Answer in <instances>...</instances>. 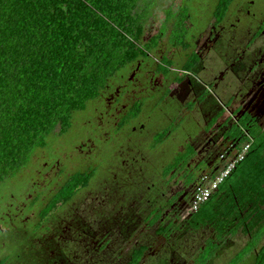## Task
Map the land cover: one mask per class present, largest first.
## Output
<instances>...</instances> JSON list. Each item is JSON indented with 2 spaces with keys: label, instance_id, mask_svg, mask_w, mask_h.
Instances as JSON below:
<instances>
[{
  "label": "flooded vegetation",
  "instance_id": "1",
  "mask_svg": "<svg viewBox=\"0 0 264 264\" xmlns=\"http://www.w3.org/2000/svg\"><path fill=\"white\" fill-rule=\"evenodd\" d=\"M192 4L165 1L154 31L152 11L139 56L81 111L92 116L77 143L51 156L40 149L34 185L44 192L25 198L43 208L32 203L19 222L0 223V261L128 264L131 250L145 245L143 262L149 240L126 254L121 245L157 225L166 235L158 257L188 264L186 251L199 248L195 235L208 227L191 225L197 186L264 132V0ZM74 158L80 168H65ZM76 173L89 181L65 199L61 191Z\"/></svg>",
  "mask_w": 264,
  "mask_h": 264
},
{
  "label": "trees",
  "instance_id": "2",
  "mask_svg": "<svg viewBox=\"0 0 264 264\" xmlns=\"http://www.w3.org/2000/svg\"><path fill=\"white\" fill-rule=\"evenodd\" d=\"M155 6L149 9L148 0H0V183L45 148L57 127L69 130L74 114L139 56ZM259 134L191 218L195 228H213L219 243L239 230L249 235L241 262L255 251L251 264H264V132ZM89 178L76 173L61 196L69 199ZM217 241L209 239L200 255L212 256ZM145 250L134 247L128 264H144Z\"/></svg>",
  "mask_w": 264,
  "mask_h": 264
},
{
  "label": "rangeland",
  "instance_id": "3",
  "mask_svg": "<svg viewBox=\"0 0 264 264\" xmlns=\"http://www.w3.org/2000/svg\"><path fill=\"white\" fill-rule=\"evenodd\" d=\"M167 0H148V8L150 9L154 5V21L152 30L158 27L160 24V20L163 16L162 8L164 2ZM201 2L205 0H184L187 4L191 5L194 2ZM157 3V4H156ZM191 11L195 12L194 5ZM91 111L88 110L86 112L78 111L73 116V122L71 128L68 132L61 136L57 134H50L47 140V147L45 148L46 156H51L53 150L58 147H67L71 148L77 141L81 138L83 134L82 122L91 118ZM59 130V127L56 128L55 131ZM41 154L40 149L33 151L31 159L25 164L20 170L6 178L3 182L0 183V223H3V226L6 227L11 219H14L15 223L19 222L20 218L31 209L32 203L35 204L34 210H40L43 208V204L39 202V199L28 202L26 200L27 194H34V190L39 189L38 197L44 192V187L35 186L34 181L40 180L37 177L35 170L38 169L39 162L44 160V158H39ZM39 158V159H38ZM80 161L78 158H74L72 162L65 163V168H69L73 170V168H80ZM86 167V166H84ZM28 202V206L25 208V212L19 213L17 210L21 207L22 204ZM157 225L145 227L143 230H138L134 234H132L133 239L131 242H127L121 245V249L123 253H129L133 246L137 245L136 241L141 243H149L152 247V253H146L143 263L144 264H168L170 254H166L168 258V263H165L166 259L164 256L158 257L159 253H161L160 246L163 243L162 236L165 235H157ZM264 230V227L261 228V231ZM161 233V230L158 231ZM166 236V235H165ZM196 245H199V248L195 246L194 249H188L185 254V258L187 259L188 264H201L200 261H204L206 259L209 260L205 264H251L254 252L249 253L245 256L244 261L241 262V257L243 255L242 248L250 241V236L243 233L239 230L236 234L229 235L226 239L222 240L220 243L217 241L216 233L210 226L200 230L195 235ZM215 239L218 243L215 245L217 251L211 256L210 252H204V254L200 255V247L205 245L209 239ZM264 239L261 240V243ZM209 246L207 249H210ZM3 249V248H2ZM6 253V251H5ZM163 260V263L160 261ZM243 260V259H242Z\"/></svg>",
  "mask_w": 264,
  "mask_h": 264
},
{
  "label": "built area",
  "instance_id": "4",
  "mask_svg": "<svg viewBox=\"0 0 264 264\" xmlns=\"http://www.w3.org/2000/svg\"><path fill=\"white\" fill-rule=\"evenodd\" d=\"M248 147L249 145L244 146L241 154H239L236 158L229 160L214 178H203L202 182L196 188L192 210H198L199 207L212 196L213 192L218 188L220 183L231 173L237 161L244 157Z\"/></svg>",
  "mask_w": 264,
  "mask_h": 264
}]
</instances>
